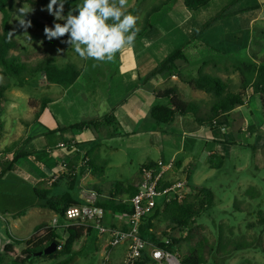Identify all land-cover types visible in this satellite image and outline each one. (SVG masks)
I'll return each instance as SVG.
<instances>
[{
  "label": "rangeland",
  "instance_id": "rangeland-1",
  "mask_svg": "<svg viewBox=\"0 0 264 264\" xmlns=\"http://www.w3.org/2000/svg\"><path fill=\"white\" fill-rule=\"evenodd\" d=\"M160 1L128 0L125 14L130 13L137 18L136 27L140 31L143 26L144 16ZM231 1L212 0L204 8L197 11H188L185 7V0H174L169 10L158 16L155 23L149 26L143 34H137L134 44L132 46H125L120 53L125 59H128L137 51L138 55L135 59L137 65L142 62L143 64L151 62V58L157 59L159 64V62L163 61L167 55L191 36L188 35L192 27L191 22L187 23L188 19L186 17L188 14L191 15L190 17L194 19V22L201 26ZM253 1L242 0L233 6V10L245 5H251ZM116 2L118 3V0ZM23 6L32 7L35 11L29 14V16L42 22H45V14L52 16L46 10H41L46 9V6L32 5L25 0H13L12 7L8 10L11 15L12 32L15 30L14 37L19 42V49L13 52V54L22 55L48 52L57 57V66L64 67L71 63L82 69L83 79L82 82H78L80 83L79 85L90 88L94 85H105L106 87L111 83H117V89L121 90L117 74L120 65L115 70H112L113 72H110L108 70L110 69L108 62L82 59L73 48L62 42L63 40H67V35L60 39L49 41L45 37L44 31L37 28L33 23L27 29L28 35L25 34L24 30L18 26L19 17L17 13V9ZM1 17L2 14L0 13V19ZM54 23L63 24L64 21H55ZM254 30L255 35H253V40L247 49L249 54H257L262 58L264 56V25L255 26ZM150 36H157L158 40L162 38L163 50L160 54H155L152 49L147 53L139 52L146 41L145 38ZM153 41L157 40L153 38ZM200 65L201 61H198L188 68L197 70ZM186 67L184 66V68ZM203 70L221 77L229 84L233 92H242V77L240 72L234 67L231 59H222L220 61L208 59V64L203 67ZM147 75L145 76L142 72L141 79H139L142 85L144 83H151L152 80L146 79ZM164 80L166 81V79ZM126 81H132L131 71L127 72ZM136 81L132 83H136ZM7 82L10 83V87L5 91L7 101L0 103V136L3 134L5 121L11 118H14V121H20L31 137L39 134L42 129L49 128L53 115L43 113L42 118H40L41 120L34 119V115L40 111V101L42 98H60L64 92V88L58 85H47L40 79H33L30 83L28 82L23 86H19L16 79L0 73V83L4 84ZM155 85L156 83L152 81L151 86ZM168 85H170L168 82L163 84L165 87ZM252 93V88H249L246 91V105L235 108V111L232 112L226 123L220 126L224 127L222 129L224 134L216 130L219 127L215 128V130H212L208 126L203 128L202 135L198 137H203L206 140L207 143L205 142L206 144L204 143V145H200V141L195 137V133L189 134V137L185 140L181 137L179 141L177 138H172L178 137L176 134L170 133L167 130H159L162 143L166 144L172 138V141L176 144L178 143V146L185 141L186 150L189 147H193V150L189 149V151L196 157L195 165L197 168L193 170L191 182L197 185L198 193L200 189L204 188L210 190L214 195L212 207L202 213L197 219L198 225H194L191 231L186 230V233L179 235L184 237V241L181 243V254L182 252L183 254H189L194 247L197 248L201 245L204 256L209 264H264V225L259 223V214L264 212V103H261L258 97L251 99ZM182 94L183 100L198 103L203 114L210 111L214 101L213 95L194 90L189 86L185 87ZM165 100L162 99L160 102H165ZM73 119L76 121L83 120V118L76 115L73 116ZM150 121H152L151 117L146 119L145 122L144 118L142 119V122L145 124ZM137 125L135 122L125 121L118 124V126L116 125V127H105L103 130L110 132L117 129L119 132H122L121 130L124 127L135 130ZM93 132L94 130L88 129L84 134H86L85 136H92ZM125 140L127 141V139H116L111 144L115 147H120L122 144L128 145ZM129 140L130 143H133L131 137H129ZM155 140L158 141L160 139L155 138ZM224 142L227 144L223 145L227 147L215 150L217 149V143ZM210 151H216L218 154L210 157ZM129 154L130 156L126 159L120 153L115 155V158L110 161V163L113 162V165L109 164V167L106 161L99 164H106L102 165L106 166V173L103 177L105 180L101 183L106 185L99 187L104 193L108 192L114 183L133 184L136 181L139 163L135 157V151H129ZM218 155H223V159ZM216 158H218L221 166L219 168H211L208 161ZM129 159L132 160V165L126 164ZM82 161H87L86 157H83ZM6 176L7 179L15 180V173L7 172ZM251 187L259 194L255 198L247 193V190ZM94 188L96 187L89 189L94 190ZM60 189L61 187H57L58 191ZM11 195L19 194L16 191H7L0 186V217L5 213L2 201H5V198ZM21 195L30 197L28 194ZM32 197H34L33 194H31L30 198ZM35 198L41 200L38 197ZM20 222L18 229L15 230L12 226L5 228L0 219V241L4 239L6 243L10 244L14 242V238L29 235L32 225L37 223V220L32 217L30 220ZM60 233L62 232L60 231ZM85 236L83 240H79L74 244L73 250L80 251L81 254L73 264H105L104 251L107 248L103 246L100 250L97 247L96 239L99 236V232L94 229L90 236ZM244 242L250 243L251 247L240 248L238 246ZM1 245L2 243L0 242V253L3 255ZM22 250L23 247H19L18 251H14L8 255L5 254L0 264H11L14 258L22 255ZM63 259L65 257L56 259L41 258L36 259L33 264H58Z\"/></svg>",
  "mask_w": 264,
  "mask_h": 264
},
{
  "label": "trees",
  "instance_id": "trees-1",
  "mask_svg": "<svg viewBox=\"0 0 264 264\" xmlns=\"http://www.w3.org/2000/svg\"><path fill=\"white\" fill-rule=\"evenodd\" d=\"M25 1L40 7L47 6L49 3V0ZM211 1L185 0V7L188 11H197L206 7ZM241 1L232 0L220 12L203 23L182 45L171 52L163 61L159 62L147 75V80L166 74L178 77L181 82L190 88L214 96L210 111L203 114L198 103L182 99L177 86H171L164 90L154 92L157 99L168 100L167 104H157L150 110V117L158 126L171 125L179 117L191 115L200 126H208L211 129L220 127L226 123L230 113L235 108L246 105V91L249 88L253 90L250 98L258 97L261 103H264V56L261 58L257 54H249L247 48H240L225 53L203 41L201 38L217 21L253 9L252 7H247L240 10H233V6ZM173 2L174 0H161L157 5L152 7L144 16L143 26L138 32V35L143 34L149 26L155 23L158 16L169 10ZM12 3L13 0H0V13L2 14L0 19V73L16 79L19 86H23L28 82L30 83L33 79H40L47 85H58L63 88H68L75 83L82 82V69L71 63L64 67L57 66V57L51 53L13 54V52L19 49V42L15 39L14 34H9L12 32V27L11 15L8 9L12 7ZM80 3H82V0H66L64 14L67 15L69 10H74ZM73 14L76 15L78 12L74 11ZM26 19L31 20L37 28L42 30L45 26L52 27L55 22L53 16L46 14L44 15L45 22L29 15ZM208 59L212 61L231 59L234 67H236L242 77V92H233L229 84L221 77L210 72H205L203 67L208 64ZM198 61H201V65L197 70L188 68L194 62ZM119 65L120 53L117 52L113 61L108 62L110 68L108 70L113 72L112 70L118 68ZM184 66L187 67L184 68ZM9 87V82L4 84L0 83V103L7 101L5 91ZM54 101L55 99L50 97L42 98L40 101V111L36 112L35 119H40L45 109ZM116 120L117 118L112 110L101 117L82 120L68 126H58L55 129H45L41 135L47 141L46 150H52L58 144L57 142L60 143L58 134L61 131L69 129L74 131H85L88 129L97 131L112 126ZM72 146H75V142H65L62 144V147L65 148H71ZM16 148L17 142H13L10 146L0 150V177L4 176L7 172L14 171L17 162L25 157H31L38 163L41 162L35 155L37 153L36 151H28L22 148L15 152ZM221 159L223 158L221 157ZM102 165H93L91 160H87L80 170L82 171L88 167H93V173L102 175L106 169V166ZM152 165L154 163H148L142 166L140 172L142 173L144 167ZM213 166L219 168L221 165L218 161ZM94 190L101 197L97 204L105 210L106 214L112 212L129 215L132 213L133 210L128 201L138 192V186L135 184L114 183L108 190V195L105 198H102L104 193L102 189L96 187ZM36 193L37 197L42 200L40 203L41 207L53 210L60 217L61 221L68 207L81 204L70 192L61 195H51L50 190L45 189L37 190ZM197 193L198 190L194 189L193 193L188 195L182 202L174 199L163 204L161 208L156 207L151 214L146 215L142 219L140 235L147 242V246H151L153 249L164 248L173 253H177L187 264H209L204 256L201 245L197 248L194 247L189 254H183V252L181 254V243L184 241V237L173 234L175 231H178L180 234L186 232V230L191 231L194 225H198L197 219L202 213L212 206L214 195L210 190L202 188ZM247 193L253 198L259 195L253 187L249 188ZM156 219L166 224V228L161 231L162 234L160 235L157 234L156 226L153 222ZM259 223L264 225V212L259 214ZM44 226V224H41L37 228V231ZM92 231V228H85L84 226L70 227L67 229L47 228L41 235H35L27 241L14 239L15 244L25 243V248L22 250V255L14 258L11 264H33L36 259H56L60 257H65V259L58 264H73L81 254L80 251L73 250L75 242L84 237L85 234L89 235ZM166 240H168V243H166ZM53 242L58 245V249L55 252L49 255L43 254L38 256L39 252L44 251ZM238 246L240 248H249L251 244L244 242ZM14 247V244L6 245L3 249V255L0 253V261L5 254L13 253ZM146 249L143 250L142 257L135 264H154L155 261L151 253L148 254Z\"/></svg>",
  "mask_w": 264,
  "mask_h": 264
},
{
  "label": "crops",
  "instance_id": "crops-1",
  "mask_svg": "<svg viewBox=\"0 0 264 264\" xmlns=\"http://www.w3.org/2000/svg\"><path fill=\"white\" fill-rule=\"evenodd\" d=\"M247 7H252L253 9L217 21L203 34L201 37L202 40L225 53L240 48H249L253 40V35H255L254 27L264 25V0H254L253 4L245 5L235 10ZM190 16L191 15L188 14L186 17V19H188L187 23L191 22L192 26L188 33L189 36L200 27ZM153 38L157 41L154 42ZM145 40L139 52L147 53L150 49H152L155 54H160L162 52V38L158 40L157 36H150L145 38ZM137 55L138 53L136 51L132 57L125 59L120 53V66L117 74L121 90L117 89V83H111L106 87L105 85H94L90 88H86L84 85L81 86L79 85L80 83H75L68 88H64V92L60 98L53 97L55 101L51 103L44 112V114L53 115L52 122L50 123L51 125H49L47 129H55L58 126H68L82 121L73 119L75 115L83 118V120H87L101 117L113 110L117 120L112 127H116V125L118 126V124L125 121L135 122L138 124L135 130L124 127V129L121 130L122 132H119L117 129L116 131L107 132L102 128L94 131L92 136H85L86 134L84 133L86 130L74 131L69 129L61 131L58 134L60 143L57 142L58 144L52 150H46L47 141L45 137L41 135L45 129H42L39 134L31 137L20 121H14V118L5 121L4 131L0 136V150L10 146L13 142H17L15 152L22 148L28 151H36L37 153L35 155L41 160V162L38 163L31 157H25L17 162L14 171H10L15 173V180L7 179V173L0 177V186L3 189L10 192L16 191L19 194L7 196L5 201H2L5 213L0 219L2 220L3 226L5 228L12 226L13 229L17 230L21 223L20 221L30 220L32 217L37 220V223L32 225L29 235L14 239L27 241L35 234L41 235L44 233L45 226L57 216L53 210L41 207L40 203L42 200L35 198L37 197V190H50L51 195H61L70 192L75 199L83 202L81 197L83 189L92 187L99 188L106 185L101 184L105 180L103 177L106 171L102 174L103 176H98L99 174L93 173V167H88L82 171L80 170L82 166H84V161H82L83 157H86L87 160H91L93 165H99L101 162L105 163L106 161L109 167V164L113 165V162L110 163V161L115 158V155L120 153L122 157L126 159L130 156L129 151H135V157L139 163L136 181L133 183L136 186H138L141 180L140 169L142 166L148 163H155L158 160H174L176 162L174 178H187L191 188H198L197 185L191 182L193 170L197 168L195 165L196 157L189 151V149L193 150V147H189L188 150H186L185 141L178 146V143H174L172 138H177L180 141V138L183 137L185 140L189 137V134L195 133V137L200 141V145H204L206 140L203 137H198L202 135L204 127L198 125L191 115L179 117L176 122L171 125L158 126L152 119V121L147 124L142 122L143 118L144 122L146 119L150 118V110L153 106L157 104L165 105L168 103L167 99L165 102H160L162 99H157L154 92L164 90L171 86H177L183 98L182 92L185 87L188 86L181 82L178 77L168 74L151 79L153 83H156L155 86H151L152 81L150 84L144 83V85H142L139 82L142 72L145 76L149 74L158 65V61L157 59L151 58V62L144 64L142 62L137 65L135 63ZM127 70L131 71V82L126 81ZM164 79H166V81ZM135 81L136 83H132ZM165 82H168L170 85L167 87L163 86ZM234 111L235 109L232 112ZM222 129H224V127H219L216 130L224 134ZM159 130H167L170 133L176 134L178 137H172L171 140L164 144L161 142L162 139ZM212 130H215V128ZM129 137L133 139V143H130ZM155 138L160 139L158 140L160 142L158 143ZM116 139H127V141H125L128 145L122 144L120 147H115L111 142ZM65 142H75V146L71 148L62 147V144ZM225 142L217 143V149L215 150H221V147H227L223 145L226 144ZM209 154V156L212 157L218 153L216 151H210ZM218 156L223 158V155ZM218 161V158L209 160L208 164L211 168H216L213 164ZM126 164L132 165V160L129 159ZM57 187H61V189L58 191ZM107 193L108 192L103 193L102 198L107 197ZM21 194H28L30 197L31 194H33L34 197L28 198ZM100 199L101 197H99V200ZM162 205V200H158L157 207L161 208ZM127 221L128 217L126 214L110 212L106 214L104 223L106 226L115 229H126ZM153 222L155 223L157 234H162L161 231L166 228L165 222H160L157 219ZM41 224L45 226L37 231V228L41 226ZM92 229L94 231V228ZM173 234L180 235L178 231H175ZM85 237L86 236L82 237L80 240H83ZM109 238L108 235L99 234L96 239L98 244L97 247L100 250L103 246L107 248V250L104 251L105 264H123L129 244L125 242L111 247L109 245ZM0 242L2 243V250L4 249V245L10 244L15 245L14 251H18L19 247L25 248V243L18 245L13 242L8 244L4 239ZM152 250L153 248L151 246H147L146 251L148 254L151 253Z\"/></svg>",
  "mask_w": 264,
  "mask_h": 264
},
{
  "label": "built area",
  "instance_id": "built-area-1",
  "mask_svg": "<svg viewBox=\"0 0 264 264\" xmlns=\"http://www.w3.org/2000/svg\"><path fill=\"white\" fill-rule=\"evenodd\" d=\"M175 171L174 160H158L154 165L142 169L138 192L128 201L133 211L127 215L126 229H115L105 225L106 212L97 204L100 196L93 189H83L81 192L83 202L68 207L62 221L57 215L45 226V229L80 226L94 228L99 234L110 237L111 247L127 242L129 247L123 264H135L142 257V252L147 246V242L140 235L142 219L154 211L158 200H162L163 204L174 199L182 202L195 189L191 188L187 178H174ZM151 256L155 264H187L179 254L164 248L153 249Z\"/></svg>",
  "mask_w": 264,
  "mask_h": 264
},
{
  "label": "clouds",
  "instance_id": "clouds-1",
  "mask_svg": "<svg viewBox=\"0 0 264 264\" xmlns=\"http://www.w3.org/2000/svg\"><path fill=\"white\" fill-rule=\"evenodd\" d=\"M65 3L66 0H49L46 9H41L52 15L55 21H64L63 24L44 27V35L49 41L67 35L63 43L73 48L82 59L97 62H111L117 52L134 44L139 29L136 27L137 18L125 14L128 0H118V3L116 0H82L67 15L64 14ZM34 11L32 7L24 6L17 9L18 26L27 35L32 22L26 17ZM74 11L78 14L74 15ZM14 31L9 34L13 35Z\"/></svg>",
  "mask_w": 264,
  "mask_h": 264
},
{
  "label": "water",
  "instance_id": "water-1",
  "mask_svg": "<svg viewBox=\"0 0 264 264\" xmlns=\"http://www.w3.org/2000/svg\"><path fill=\"white\" fill-rule=\"evenodd\" d=\"M58 249L57 243L53 242L51 243L47 248H45L44 251H41L38 253V256H41L43 254L49 255L55 252Z\"/></svg>",
  "mask_w": 264,
  "mask_h": 264
}]
</instances>
